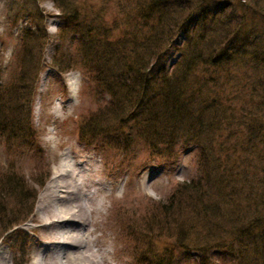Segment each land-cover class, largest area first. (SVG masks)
<instances>
[{"label": "rangeland", "instance_id": "1", "mask_svg": "<svg viewBox=\"0 0 264 264\" xmlns=\"http://www.w3.org/2000/svg\"><path fill=\"white\" fill-rule=\"evenodd\" d=\"M140 1L65 0L79 15L80 20L86 19L87 22L81 21L82 26L103 25L106 28H114L113 39L121 38L124 32L131 30V27L124 23H128L134 16L136 13L134 8ZM219 3L227 5L219 14L217 25L213 30L208 31L209 42L212 44L216 39L221 40L225 32L238 28L240 33L256 38L254 42L257 44L253 43L254 46L252 45L251 48L263 49L264 0H220ZM56 5L52 0H0V93L7 100L11 97L13 106H17L12 110L6 105L3 118L11 119L14 114L28 113L31 122L29 130L20 125L22 132L27 131L29 134V139L24 141L25 143L20 140L24 137L3 139L0 135V189L14 188L16 185L13 184L23 179L22 183L17 184L22 188L21 199H17L16 192L13 193L15 195L9 190L0 193L2 208L0 231L2 233L4 227L9 224V227L14 226L0 238V252L10 254L11 261L13 253L11 243L20 249H23L27 242L30 243L29 245L32 244L37 233L33 228L30 230L26 228V224L31 222L39 194L50 179L53 167L58 164L59 154L65 150L72 152L76 157L86 155L92 158L100 177L105 182L107 192L118 199L119 205L136 213L133 214L136 229L146 236L143 242L139 241L143 244L142 249H145L146 254H152L157 258L160 256L169 258L171 255V259L166 260L168 264H264L260 259L263 250L260 251V255L257 254L259 252H256L255 246L251 244L252 240H246L249 245L241 249L239 244L241 240H236L237 237L234 235L229 236L225 230L220 232L215 229L210 232L206 229L207 225H200L199 220L193 218L191 207H188L186 202L185 207L182 206L184 199L181 198L180 203L178 198L171 200L173 194L184 184L198 179L202 172L206 175L205 167L209 169L212 166L216 173L220 171L221 165H229L233 166L235 174L248 175L250 188L257 189L252 195L250 194L251 202L264 203L259 185L260 177L264 175L260 169L264 166V153H261L263 145H259L254 139L248 143L246 131L234 126V131L239 132L237 136H230L229 140H226L228 141L226 152L218 153V144L225 141L228 133H219L217 144H212L211 153L205 150L201 151L199 156L194 149L187 147V150H184V147L176 146L173 151L171 150L172 158L167 161L166 158H159L156 152H151L145 140L129 142L128 152L121 155L111 150L116 143L108 144L102 142L101 136L95 133L87 134L90 129L84 131L85 123L87 122L88 126L89 117L100 107L88 94L90 92L88 87L83 90L84 83L88 81L85 72L74 64H68L66 72L60 73L51 64L53 58L63 55L62 59L66 61L68 57L75 58V53H78L74 45L77 37L70 33L75 32L73 25L64 29L62 34L59 33L64 21ZM127 16L130 17L125 20ZM98 20L101 22L97 24ZM25 29L31 31L38 29L41 32L37 33H45L46 39H32L24 51L21 36ZM184 42L181 34H178L174 40L177 46L183 45ZM25 54L38 71L33 84L31 83L34 74L32 67L26 66L25 71L22 70V59ZM178 56L179 51L174 47L169 48L165 58L166 67L170 68ZM238 64L239 66L234 65L233 69L231 65L225 67L224 71L203 66L193 74L198 77L201 86H204L205 80L210 76L220 79L217 85H220L222 80H228L229 82L222 88L229 100L231 101L232 95L243 96V100L232 99V108L237 110L235 113L239 114V118L243 114L246 115L242 119L247 120L249 126H257L261 121L259 117H253L260 112L252 115L249 109L250 103H245V100L249 95H253L251 90L254 88L250 87L254 84L256 86V95L252 98L254 102H258L263 96L264 66L254 65L250 58H244L238 61ZM214 70L219 72L214 73ZM25 74L29 80V83L26 81L28 88L21 90L19 85L22 82L19 79ZM211 85L205 84L202 90L203 97H208ZM189 89H193L192 79L189 82ZM26 91L30 94L23 98L22 93L24 96ZM18 95L20 100L16 99ZM258 131H255L256 134L259 133ZM120 133H125V130L122 129ZM11 139L17 141L7 145L6 140ZM245 141L249 148L252 146L251 148L255 150L251 149L245 153L240 148L237 150L240 156L232 151V142H238L239 147L246 148ZM206 154L209 157H206ZM205 160L206 162L208 160V166L204 165ZM239 192L242 196V189H239ZM33 193L35 199L31 208L29 203ZM111 199L106 203L113 208L116 204ZM239 201H242L240 206L243 208L244 200L239 199ZM253 208L251 218L254 216ZM109 214L111 215L110 211ZM260 214L264 215V207L260 209ZM113 218L114 216L110 220ZM9 219H18V222L9 223ZM202 220L203 223L206 221L204 218ZM31 224L33 225V222ZM209 232L213 233L212 236L208 234ZM217 238L226 240L225 245L228 247L220 248L222 249L218 250L220 253L211 249L212 242ZM36 246L35 241L31 250L30 246L28 249L35 251ZM202 251L207 253L201 254ZM205 256L206 259L208 258V261L205 260L207 263L203 260ZM127 258L130 260L129 257Z\"/></svg>", "mask_w": 264, "mask_h": 264}, {"label": "trees", "instance_id": "2", "mask_svg": "<svg viewBox=\"0 0 264 264\" xmlns=\"http://www.w3.org/2000/svg\"><path fill=\"white\" fill-rule=\"evenodd\" d=\"M52 1L57 4L56 7L61 11L64 21L59 33L62 34L64 29L73 25L75 32L70 33L77 37L74 45L78 53H75V58L68 57L66 61L62 59L63 55L53 58L51 64L60 73L66 72L68 64H74L85 72L88 81L84 83L83 90L88 87L90 91L88 94L100 107L89 117L88 126L87 122L85 123L84 131L90 129L87 134L95 133L101 136L102 142L116 143L111 150L121 155L128 152L129 142L145 140L151 152H156L159 158L163 157L168 161L172 158V151L176 146L184 147V150H187V147L194 149L199 156L201 151L206 150L205 152L211 153L212 144H217L219 133H228L225 141L218 144V153L226 152L228 150L226 140H229L230 136H237L239 131L235 132L233 127L238 126V129L246 131L248 143L254 139L259 145H263L261 153H264V121H262L264 93L258 102H254L252 98L256 95V86L254 84L250 87L254 88L251 90L254 96L249 95L245 103H250L249 109L252 115L260 112L253 118L259 117L261 122L257 126H249V122L242 119L246 115L243 114L239 118V114L235 113L237 110L232 108L231 104L232 99L243 100V96L232 95L230 101L222 88L226 86L228 80H222L221 84L217 85L220 79L207 77L205 84L212 85L209 86L208 97H203L202 90L205 84L201 86L198 77L193 74L203 66L224 71L225 67L231 65L233 69L234 65L238 67V61L244 58H250L251 63L256 66H264V48H251L252 45L257 44L254 42L256 38L240 33L238 28L225 32L221 40L216 39L212 44L209 42L208 31L213 30L217 25L219 14L224 11L227 4L219 3L220 0H141L134 8L136 11L134 16L128 23H124L130 26L131 30L124 32L121 38L113 39L114 28H106L103 25L82 26L81 21L86 19L80 20L79 15L65 0ZM127 17L125 20L130 16ZM99 21L101 22L98 20L96 23H100ZM38 31L41 32L38 29L34 31L25 29L21 36L24 51L32 39H46V34H38ZM178 34H181L182 40L185 41L180 46L174 43ZM168 38H170L169 42ZM172 47L179 51V56L172 66L167 68L166 53ZM24 56L22 70L26 66L32 67L34 74L31 83L33 84L38 71L32 65L31 59L26 54ZM27 77L25 74L19 79L22 82L19 85L21 90L28 88ZM191 79L192 90L189 89ZM27 91L24 96L22 93L23 98L30 94ZM16 99L21 98L18 95ZM6 105L12 110L17 107L13 106L11 97L7 100L0 93L1 138L24 137L25 139L20 140L25 143L24 141L29 139V134L27 131L22 132L20 125L29 130L30 115L17 113L11 119L3 118ZM122 129L125 133H120ZM255 131L259 133L256 134ZM243 138L245 139V135ZM16 141L17 139L6 140V144ZM246 141V148L239 147L238 142H232V151L238 154L237 150L240 148L245 153L254 149L251 148L252 146L249 148ZM203 163L205 166L209 165L208 160ZM221 166L220 171L216 173L212 166L209 169L205 167L206 175L202 172L198 179L184 184L178 192H175L177 195L173 194L171 200L178 198L180 203V199H184L182 206L185 207L186 202L187 206L191 207L193 218L199 220L200 225H207L206 229L210 232L217 229L220 232L225 230L229 236L234 235L237 237L236 240H241L239 242L241 249L249 245L246 240H252L251 244L255 246L256 252H259L257 254L260 255V251L263 250L260 259L264 263V215L260 214L264 203L251 202L250 194L252 195L257 189L250 188L248 175L235 174L233 166ZM260 169L264 174V166ZM260 178L261 195L264 196V175ZM22 182L23 179L17 184ZM39 183L42 184L40 180ZM17 184H13L16 185L14 188H1L0 193L9 190L12 194L17 193L18 200L21 199L22 188ZM239 189H242V196L239 194ZM31 196L29 207L35 199L34 193ZM239 199L245 202L243 208ZM252 208L254 216L251 218ZM1 210L0 206V214ZM202 218L206 220L204 223ZM17 222L18 219L9 221V223ZM9 225L4 227L2 233L0 231V238L14 227ZM210 232L208 234L212 236L213 233ZM225 243L226 240L217 238L212 242L211 249L220 253L219 251L222 250L220 248L226 247ZM11 246L12 250L16 251V255L22 254L23 249L14 247L13 243ZM205 253L207 252H201V254ZM171 257L170 255L169 258L165 256L157 258L149 254L148 261L149 264H168L166 260H170ZM203 260L208 261V258L206 259L205 256Z\"/></svg>", "mask_w": 264, "mask_h": 264}, {"label": "bare ground", "instance_id": "3", "mask_svg": "<svg viewBox=\"0 0 264 264\" xmlns=\"http://www.w3.org/2000/svg\"><path fill=\"white\" fill-rule=\"evenodd\" d=\"M57 163L37 199L33 225L26 224L37 235L21 255L11 249L12 264H149L136 213L107 192L92 158L64 150ZM110 198L113 208L106 203ZM11 261L10 254L0 252V264Z\"/></svg>", "mask_w": 264, "mask_h": 264}]
</instances>
